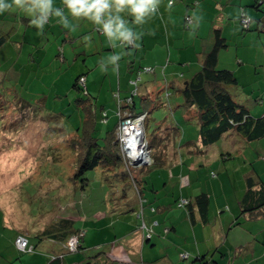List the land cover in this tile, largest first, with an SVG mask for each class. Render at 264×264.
<instances>
[{"label": "rangeland", "instance_id": "374dc122", "mask_svg": "<svg viewBox=\"0 0 264 264\" xmlns=\"http://www.w3.org/2000/svg\"><path fill=\"white\" fill-rule=\"evenodd\" d=\"M11 15V19H13V13ZM23 15L24 12L21 11L19 12V17H17V26L19 28L24 27L21 23ZM9 18L10 15H8L7 20ZM3 20L4 18L0 16V24L2 26L9 24V22H4ZM238 21L240 22V20ZM217 22L220 23V20H217ZM229 29L227 30L229 32H227V39L230 57H233L237 50L244 51L248 47L253 51H256L257 48L259 51L264 50L262 43L261 46H258L256 37H250L248 34L249 36L245 39L243 38L245 33L243 32L242 24L240 37L236 33L234 40L232 38L234 32L231 33ZM252 33L257 34V31ZM33 36L32 33H28L26 38H32ZM45 42L49 45L47 48H45ZM242 43L243 45H241ZM6 44L8 45L0 51V92L9 101L8 104L6 103L7 108L0 111V264H9L10 262L24 264V259H30L33 256H36L37 259L45 257L47 254L43 249H45L46 242L50 240H41L37 237L38 231L43 230L49 223L62 218L73 219L74 227L83 230L80 231L81 233H84L85 230L91 232L95 229L93 225L105 220L104 225L108 224L107 230L111 234L110 237H114L115 233L113 227L110 226V218L114 217L116 219L123 216L118 213V210L126 206L116 200L118 193H111L108 185L106 189L103 188L104 180L99 171H88L86 175L89 178V184L86 189L76 188L72 176H70L74 170V167H72L74 158L63 145L65 142L62 129L65 130V134L66 132H76V129L82 126L83 120L87 115L86 110L83 107H78L76 103L78 97H84L82 91L79 92L73 87V83L80 73L78 72L79 65L74 64L75 56L71 58V66L68 63L63 66L60 60V63L56 65L54 61L58 59V54L53 52L54 48L47 40L40 45L33 44V47L28 43H22L21 40H9ZM55 47L58 50V46L56 45ZM44 49H46L45 53ZM193 64L195 65L196 63ZM259 64L262 66L255 67L256 64L243 65L248 69L245 73L246 80L235 88L237 97L246 103L251 115L255 118L264 115L263 56L259 60ZM250 70H252V73ZM257 70H261L262 73L257 72ZM153 71L154 68L152 67H150V70L144 68L143 72H139L140 74L138 73V75H147V73ZM160 71L161 68H159L157 73V83L165 88L167 82L165 81L164 73ZM138 75L129 81L131 86L129 99L136 98L138 95L140 82ZM92 91V94L98 97V106L106 102V104L104 103L106 113L107 109L112 107L110 108L112 110H109L110 114L112 113L109 126H113L119 117L116 111L113 110L114 106L118 107L114 97V95H118L116 86L112 85L107 77L104 85L99 82ZM16 93L26 100V107L16 100ZM171 94L173 101H179V104L183 103L182 97L177 96L172 91ZM161 96L166 101V90H163ZM3 103L0 100L1 108ZM171 106L175 108L172 113L165 107L152 111L153 119L150 121L149 132L153 130L156 121L166 118L170 119L173 113H176L179 119L184 121L182 108H178L177 104H171ZM107 126L104 121L99 122L100 130L104 131ZM102 127L104 129H101ZM193 135L192 139H196L198 136L197 132H194ZM234 140V136H229L225 141L234 143ZM222 142L223 138L217 143L222 144ZM241 142L242 140L239 138L235 143L239 145ZM217 143L212 145L205 154L201 155L189 154L185 147L180 148V153L183 155L182 161L177 162L180 157L178 154L175 161L170 162L168 166L161 169L160 172L164 173L161 176L163 178L154 177L156 183L154 190L148 184L152 185L150 175L157 169H151L144 173V179L148 181L147 185H145L144 194L148 196L149 204H147L146 198L140 200L137 192L136 195L138 197L136 199L138 204L136 206V203H134L136 201H133L132 196L135 194L134 190L129 191L127 201H131V204L134 203L138 211L143 208L144 204L150 209L154 207L156 211L155 217H157L161 226L166 222L168 223L167 218H170V213L175 214L172 217L179 220V230L184 232L185 227L180 220L182 213H187V210L185 207L177 206V203L181 200V190H186L189 186L186 185V177L182 175V171L189 172L193 181L196 180L197 176H200L203 182L206 181V177L213 178L211 176L214 172L217 174L216 178L220 177L226 183L225 192L221 188L215 189L214 193L218 195L217 199L219 202L217 209L219 206H227L228 202L234 211H237L236 190L239 189V182L242 187L239 176L242 175L243 166H247L250 163L255 166L257 163L261 170L260 175L264 181V163L260 166L259 160L261 159L258 158V146L260 144L264 145V138L247 142L245 148L241 149L242 151L240 150V154L232 146L234 149L233 158L228 161H223L222 151L218 148ZM244 161L247 163L244 164ZM104 190L109 191V195H106ZM174 191L175 194H173ZM210 191L212 192V190ZM176 199L177 201L175 202ZM165 200L172 201V211L169 210L170 206ZM114 204H118L117 211H111V207H114ZM173 209L175 210L173 211ZM227 213L232 215L230 209L221 214L225 215ZM237 213H240V209ZM158 222H155L151 227H148L143 222V228L149 233L148 235L151 236V233L153 234V227ZM241 223L240 227L248 229L245 232L252 236V239L248 238V240H253L252 242H254V239H256L259 246L264 249V243L261 245L259 238L255 237V235L262 237V231L260 232L258 228L253 230L248 228L247 226L253 224L250 221L243 220ZM116 228L120 229V225H116ZM171 233L173 238H180L174 232ZM19 236L29 240L30 245L27 251L19 250L16 246L15 240ZM245 238L239 237L237 244L245 241ZM94 241L96 240L92 239V243ZM31 245L35 246L33 250L30 249ZM90 245L93 244H85V247L89 248L77 252L72 250L64 252L65 258L71 263L80 262L81 264H87L91 259H96L100 255L96 251L98 247L95 248V246ZM260 253L258 250V255ZM90 256L92 258H89ZM183 262L190 264L189 261Z\"/></svg>", "mask_w": 264, "mask_h": 264}, {"label": "crops", "instance_id": "0c3cea01", "mask_svg": "<svg viewBox=\"0 0 264 264\" xmlns=\"http://www.w3.org/2000/svg\"><path fill=\"white\" fill-rule=\"evenodd\" d=\"M216 1L217 0H174L172 7L168 8L167 5L169 0H162L157 13L142 26L131 24L133 18L127 12L122 13L124 18L129 21V26L133 27L135 31L142 33L141 39L137 42L140 45L138 48L131 46L122 48L119 46V42H117V47L114 48L105 35H99L95 29L93 30L92 26L94 23L87 19L84 20L85 18L73 17L63 4V0H53L54 7L64 9L70 27H64L59 22V18L52 17L41 31L31 25L30 20L32 17L24 13L21 22L24 27L19 28L17 26V17H19V12L21 11L14 9L0 13V16L4 18L3 21L9 22L8 25L4 24L2 26L0 24V30L5 34H9L10 40H21L22 43H28L32 47L33 44L40 45L47 40L49 44H52L54 48L53 52H57L58 54V59L54 61L56 65L60 63V60L63 66L65 63L71 66V58L75 56L74 64L79 65L78 72L86 74V84L90 92H93L92 90L97 87L99 82L104 85L108 77L112 85H115L118 90V95H114L118 107L113 105V110L118 114V111H121L119 107L122 106L121 103H133V100L129 99V90L131 88L129 81L138 75L139 72L142 73L144 68L152 67L154 71L151 73L145 72L147 75H138L140 77L138 95H149L154 97L157 94V90L161 91L163 89V87L159 86L157 83L159 68H161L160 72L164 73V78L167 82L165 88L173 82L182 85L186 84V82L201 69V64L197 60V55L205 50V48L209 47L211 43L210 30L213 25L221 24L219 26L222 27L225 36L228 35L227 30L230 28L229 31H231V33L234 32V36L232 37L233 40L236 33L237 36L240 37V24L238 20L242 10L241 8L242 6L249 7L254 0H218V3H216ZM226 1H231V3L224 6L223 4H225ZM259 1L264 2V0ZM9 2H11V0H9ZM221 3L223 4L221 5ZM12 13L13 19H11ZM8 15H10V18L7 20ZM186 15L191 16L193 19V23L189 29L185 28ZM217 20H220V23L217 22ZM86 21H88V24ZM89 30L94 32L89 33ZM28 33H32L34 36L32 38H26ZM248 34L250 37L257 38L258 46H261L262 43L264 47V33L257 32L256 34L252 33V31L246 32L243 38L245 39L249 36ZM64 43L65 45H63ZM7 45L8 44L5 43L0 48V51ZM56 45L58 46V50L57 47H55ZM241 45H243V43ZM48 46L49 45L46 44L45 48ZM43 51L45 53L46 49ZM114 54H122L121 60L117 61L119 66L115 70V65H113L110 60V56ZM262 56L264 57V50L259 51L258 48L256 51L251 50L249 47L244 51L237 50V52L233 54V57H230V51L226 50L220 53L218 66L220 68L232 69L242 84L244 80H246L245 73L248 70L243 65L256 64L255 67L262 66L259 64V60L262 59ZM79 57H81V59H79ZM193 63L196 64L194 65ZM250 72L252 73V70H250ZM257 72L262 73L261 70H257ZM171 91L172 90L166 91L167 104H178L179 101L172 100ZM235 92L234 89L233 93L235 98L244 103L237 97ZM138 95L136 98L134 97L136 112H140L142 104ZM163 101H165V99H163ZM104 103L106 104V102ZM104 103L101 105L104 106ZM110 108L112 107L107 109L108 124L111 122L110 116L112 113L110 114L109 110L112 109ZM124 112L129 111L124 108L123 113ZM171 120H176L175 122L183 127L184 132L187 131L193 134L197 132L195 126L192 127L186 124V122L181 121L176 113L171 116ZM222 138V144L217 143L220 150L232 152L234 151L232 146H238L235 141L234 143L232 141H225L227 136H223ZM258 153V158L261 159L259 160L261 166L262 163H264L262 162L264 161L263 144L258 146ZM180 161H182V156ZM246 163L247 162L244 161V164ZM254 167L261 174V170L257 163ZM161 169L162 168H160V170L157 169L150 175L154 188L156 187L154 177L163 178L161 176L164 173L160 172ZM249 169L250 164L243 166L242 175L239 176L242 187L239 182V189L236 190L235 198L238 202L237 211L239 210V202L245 191L244 176ZM182 175H185L186 184L189 183V187H187L186 190H181V197L190 199L200 193H207L210 196L211 201L207 221L202 220L199 211L195 210L194 215H189L186 212L182 213L180 221H182V225L185 227L184 232H180L178 225L179 220L174 219L172 216L175 214L172 213L169 214L170 218H167L168 223L166 222L161 226L157 217H155L156 213L145 206V204L140 211H138V208H135L134 203H136V206L138 204L136 199L138 196L135 193L132 196L133 201L135 200L136 202L133 204L130 203V206L118 210V213L123 216L116 219L114 217L110 218V226L113 227L115 233L114 237H110L111 234L107 230L108 224L106 223L104 225L105 220L99 224L93 225L95 229L91 232L85 230L84 233H80L84 236L82 238L84 249L89 248L85 247V244L90 243L93 244L90 246H95V248L98 247L96 251L100 253L96 259H91L87 264H186V262L183 261H189V263L192 264V260L201 255L207 256V259L210 260L208 264H264V249L259 246L256 239H254V242H252L253 240H248V238L252 239V236L246 233L248 229L240 227L243 220L252 222L253 224L247 227L252 230L258 228L260 232L262 231V237L257 235H255V237L259 239L262 238L263 241H261V245H263L264 218L260 217L256 220L242 218L239 224H235L234 222L239 214L237 211H234L230 203L227 202V206H223L224 208L219 206L217 209V205L219 204L217 199L218 195H215L214 192L215 189L219 188L224 191V187L226 186L224 179L220 177L213 179L206 177V181L203 182L202 178L197 176L196 180L193 181L191 174L185 172V170L182 171ZM103 188H107L104 182ZM210 190H212L213 193ZM104 191L106 195H109V191ZM173 194H175V191ZM145 198L147 204H149L150 200L148 196L145 195ZM176 201L177 199L175 202ZM165 202L168 203L170 206L169 210L172 211V201L165 200ZM127 207L129 208L127 209ZM226 207H228V209H226ZM229 209L232 211L233 216L228 213L225 215L221 214ZM174 210L175 209H173V211ZM111 211H114L112 207ZM70 220L73 221V219ZM143 222L147 224L148 227L158 222V224H155L156 226L153 227V234L151 233V236L148 235L149 233L143 228ZM116 225H120V229H117ZM77 230L83 231L82 229ZM171 232H174L180 238H173ZM248 232L250 233V231ZM239 237H246V240L237 244ZM92 239L96 241L92 243ZM46 243L45 249H43L47 254L45 257L43 256V258L37 259L36 256H33L30 257V259H24V264H44L52 257L66 252L65 245L60 242L50 240ZM31 246L34 249L35 246ZM258 250L261 252L259 255ZM185 253L189 256L188 260L181 259V254ZM89 258H92V256ZM213 260L217 263H214ZM65 263L81 264L80 262L71 263L66 258ZM9 264L12 263L10 262Z\"/></svg>", "mask_w": 264, "mask_h": 264}, {"label": "trees", "instance_id": "16d2710c", "mask_svg": "<svg viewBox=\"0 0 264 264\" xmlns=\"http://www.w3.org/2000/svg\"><path fill=\"white\" fill-rule=\"evenodd\" d=\"M218 2L217 0L216 3ZM230 3L231 1H226L225 4L221 3V5L225 6ZM241 9L239 31L242 24L244 33L251 31L264 33V2L254 0L249 7L242 6ZM86 23L88 24V21ZM192 23V17L186 15L185 28L189 29ZM94 25L92 26L93 30L95 29L99 35L102 34L99 27ZM91 32L94 31L89 30V33ZM210 37L209 47L197 55L201 69L186 84L170 83L167 88L157 92L154 97L138 95L142 103H140V112L135 111L134 97L132 98L133 103H121L122 106H119L122 113L125 108L133 116L147 112L145 139H147L151 149V163L149 165L132 166L123 157L118 134V128L122 121L121 114L119 115L120 111H118L117 122L113 126H109L107 122L108 111L106 113L103 105L98 106L97 96L89 91L86 84V74L82 72L78 75L73 87L79 92L82 91L84 98L78 97L76 103L78 107H83L86 110L87 115L82 126L76 129V132H66L65 134V130L62 129L65 142L63 145L74 158V162H72L74 170L70 176H72L76 188L86 189L89 184V178L86 175L88 171H99L103 176V182L110 187L111 193H118L116 200H119V203L122 202L124 206H130L131 201H127L129 191L138 192L140 200L145 198V185L148 181L144 179V173L151 169L156 170L168 166L170 162L177 159L178 154L180 157L183 156L180 153V148L185 147L189 154L201 155L205 154L223 136H234L235 142L239 138L242 140L235 147L240 154L241 149L245 148L247 142L264 138V115L253 117L246 103H242L235 98L233 90L241 84L238 76L232 69L218 66L220 53L229 48V42L222 27L216 24L213 25L210 30ZM9 40V34H5L0 30V48ZM81 78L85 79L84 85L80 83ZM163 90H172L174 94L183 98V103H178L177 107L183 110L184 122L191 126L195 125L196 129L198 128L196 139H192L194 135L191 132H184L183 127L171 118L156 121L153 130L149 132L153 110L161 107L168 108L170 113L175 110L174 107L167 104V101H163L161 96ZM15 96L16 100L26 107V100L17 93ZM0 100L5 103H3L2 108L0 105V111H2L7 108L9 101L3 97L1 92ZM100 121H104L106 126L108 125L104 131L100 130ZM220 151H222L223 161L233 158L234 151ZM179 158L177 162L180 161ZM211 177L216 178L217 174L213 172ZM244 181L245 191L239 202L240 213L234 222L235 224H239L242 218L249 220L264 218V181L253 163H250V169L245 174ZM186 185L188 186L189 183ZM148 186H151L154 190L153 185L148 184ZM180 198L181 200L178 201L177 206L185 207L189 215H194L195 210H197L201 219L207 221L211 201L207 193H200L190 199ZM117 205L114 204L112 209L117 210ZM152 211L156 212L154 207ZM80 233V230L78 231L73 227L72 220L62 218L49 223L43 230H39L37 237L41 240L49 239L60 242L65 245L66 251H71L68 242ZM83 237L80 236L79 238L76 252L84 249ZM259 240L263 241L262 238ZM181 259L188 260L189 256L187 258L181 257ZM208 263H210V260L207 259L206 255L197 256L192 260V264ZM214 263L217 262L214 261ZM46 264H66L65 253L52 257Z\"/></svg>", "mask_w": 264, "mask_h": 264}, {"label": "clouds", "instance_id": "9594fccd", "mask_svg": "<svg viewBox=\"0 0 264 264\" xmlns=\"http://www.w3.org/2000/svg\"><path fill=\"white\" fill-rule=\"evenodd\" d=\"M161 2L162 0H63V4L73 17L85 18L99 26V30L114 48L117 47V42L122 48L140 46L137 42L141 39L142 33L129 26V21L122 13L127 12L133 18L131 24L142 26L157 13ZM173 2L174 0H169L167 7L171 8ZM14 9L32 17L31 25L41 31L52 17L59 18V22L64 27H70L64 9L54 7L53 0H11V2L0 0V13ZM121 58L122 54L110 56L112 64L115 65L114 70L118 68L117 61Z\"/></svg>", "mask_w": 264, "mask_h": 264}, {"label": "built area", "instance_id": "2783aa9c", "mask_svg": "<svg viewBox=\"0 0 264 264\" xmlns=\"http://www.w3.org/2000/svg\"><path fill=\"white\" fill-rule=\"evenodd\" d=\"M147 70H150V68H147ZM80 83L84 85L85 79L81 78ZM120 114L122 121L118 128V134L123 157L130 165H134L132 162L137 158L140 159L141 165H149L151 163V149L145 139V120L147 113L133 116L129 112L122 113L120 111ZM80 236L82 235H75L70 239L68 242L70 250L76 251ZM16 246L19 250L27 251L29 242L26 238L19 236L16 239ZM30 249L33 250L32 247ZM181 257L187 258L188 255L185 253Z\"/></svg>", "mask_w": 264, "mask_h": 264}, {"label": "water", "instance_id": "95a60500", "mask_svg": "<svg viewBox=\"0 0 264 264\" xmlns=\"http://www.w3.org/2000/svg\"><path fill=\"white\" fill-rule=\"evenodd\" d=\"M132 163L134 164V166L141 165V161H140V159H138V158L135 159Z\"/></svg>", "mask_w": 264, "mask_h": 264}]
</instances>
